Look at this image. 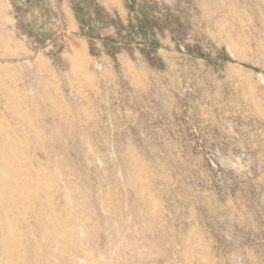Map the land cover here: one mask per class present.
<instances>
[{"label":"rangeland","instance_id":"374dc122","mask_svg":"<svg viewBox=\"0 0 264 264\" xmlns=\"http://www.w3.org/2000/svg\"><path fill=\"white\" fill-rule=\"evenodd\" d=\"M0 172V264H264V0H0Z\"/></svg>","mask_w":264,"mask_h":264},{"label":"bare ground","instance_id":"6f19581e","mask_svg":"<svg viewBox=\"0 0 264 264\" xmlns=\"http://www.w3.org/2000/svg\"><path fill=\"white\" fill-rule=\"evenodd\" d=\"M3 167V166H2ZM3 169V168H2ZM1 173V172H0ZM24 182V181H23Z\"/></svg>","mask_w":264,"mask_h":264}]
</instances>
